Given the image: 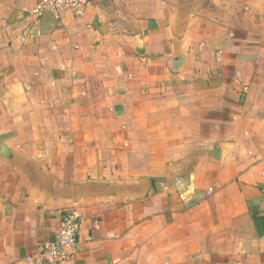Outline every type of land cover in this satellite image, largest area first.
Segmentation results:
<instances>
[{"label": "crops", "instance_id": "0c3cea01", "mask_svg": "<svg viewBox=\"0 0 264 264\" xmlns=\"http://www.w3.org/2000/svg\"><path fill=\"white\" fill-rule=\"evenodd\" d=\"M0 0V264L80 217L66 264H264V0Z\"/></svg>", "mask_w": 264, "mask_h": 264}, {"label": "built area", "instance_id": "2783aa9c", "mask_svg": "<svg viewBox=\"0 0 264 264\" xmlns=\"http://www.w3.org/2000/svg\"><path fill=\"white\" fill-rule=\"evenodd\" d=\"M90 0H38L27 12L29 16H50L60 21L65 15L79 18L84 15ZM80 217L75 210L62 214L59 225L52 237L41 244L25 258L30 264H66L77 256Z\"/></svg>", "mask_w": 264, "mask_h": 264}, {"label": "trees", "instance_id": "16d2710c", "mask_svg": "<svg viewBox=\"0 0 264 264\" xmlns=\"http://www.w3.org/2000/svg\"><path fill=\"white\" fill-rule=\"evenodd\" d=\"M252 219L258 236L264 235V216L259 217L256 213H252Z\"/></svg>", "mask_w": 264, "mask_h": 264}]
</instances>
